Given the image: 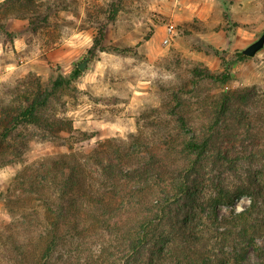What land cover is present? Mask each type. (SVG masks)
<instances>
[{"label": "rangeland", "instance_id": "374dc122", "mask_svg": "<svg viewBox=\"0 0 264 264\" xmlns=\"http://www.w3.org/2000/svg\"><path fill=\"white\" fill-rule=\"evenodd\" d=\"M1 24L11 34L0 30V100L10 101L18 81L39 76L50 83L62 73L71 86L53 98L47 113L66 115L93 136L71 146L31 126L17 137L21 156L0 163V238L19 218L21 206L9 211L7 187L25 164L88 151L108 137L124 144L138 138L158 148L181 130L180 114L199 124L198 103L228 90L253 85L256 94L235 103L221 123V140L237 147L232 168L210 150L201 161L204 177L236 181L264 161L246 156L264 148V46L252 56L242 53L264 31V0H9L0 5ZM197 64L216 74L228 68L229 77L195 82L191 68ZM249 202L243 195L218 211L240 210ZM0 264H9L1 242ZM244 264H264V237L249 248Z\"/></svg>", "mask_w": 264, "mask_h": 264}, {"label": "trees", "instance_id": "16d2710c", "mask_svg": "<svg viewBox=\"0 0 264 264\" xmlns=\"http://www.w3.org/2000/svg\"><path fill=\"white\" fill-rule=\"evenodd\" d=\"M0 30L11 34L3 24ZM191 73L195 82L229 77L228 68L216 74L200 64ZM70 86L62 73L50 83L33 76L18 81L10 101L0 100V163L21 156L17 137L31 126L71 146L93 136L66 115L47 113ZM255 94L250 85L205 99L198 103L200 123L180 114L181 130L158 148L108 137L88 151L25 164L7 187L9 211L21 208L0 238L4 257L9 264H244L249 248L264 237V161L231 182L204 177L201 161L215 150L224 166L233 165L237 147L221 140V123L235 103ZM246 154L264 159V148ZM243 195L250 198L243 209L219 213L221 204Z\"/></svg>", "mask_w": 264, "mask_h": 264}, {"label": "water", "instance_id": "95a60500", "mask_svg": "<svg viewBox=\"0 0 264 264\" xmlns=\"http://www.w3.org/2000/svg\"><path fill=\"white\" fill-rule=\"evenodd\" d=\"M264 46V31L261 33V35L251 42L249 45H247L245 48L242 49V53L248 56L254 55L257 51H259ZM88 59H84L83 61L78 63V67L81 70H85L87 66Z\"/></svg>", "mask_w": 264, "mask_h": 264}, {"label": "built area", "instance_id": "2783aa9c", "mask_svg": "<svg viewBox=\"0 0 264 264\" xmlns=\"http://www.w3.org/2000/svg\"><path fill=\"white\" fill-rule=\"evenodd\" d=\"M173 31V27L172 26H169L168 27V32L171 33ZM167 40V39H166Z\"/></svg>", "mask_w": 264, "mask_h": 264}]
</instances>
